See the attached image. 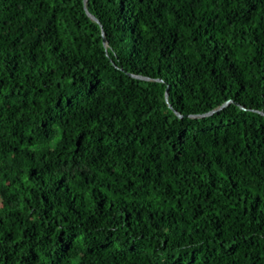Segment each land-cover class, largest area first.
Instances as JSON below:
<instances>
[{
  "label": "trees",
  "instance_id": "obj_1",
  "mask_svg": "<svg viewBox=\"0 0 264 264\" xmlns=\"http://www.w3.org/2000/svg\"><path fill=\"white\" fill-rule=\"evenodd\" d=\"M87 8L0 0V264H264V0Z\"/></svg>",
  "mask_w": 264,
  "mask_h": 264
},
{
  "label": "water",
  "instance_id": "obj_2",
  "mask_svg": "<svg viewBox=\"0 0 264 264\" xmlns=\"http://www.w3.org/2000/svg\"><path fill=\"white\" fill-rule=\"evenodd\" d=\"M83 3H84V8H85V11H86L87 15H88L93 21H95V22H97L98 24H100L99 20H98L94 15H92V14L88 11V8H87L88 0H83ZM102 35H103V43H104V46L107 47L108 42H107V40H106V38H105V35H104V32H103V31H102ZM133 77H135V78H139V79H143V80H150L149 78H144V77H138V76H133ZM159 81H160V80H159ZM165 96H166V101L168 102V90H166V94H165ZM230 103H231V101H228V102L224 103L222 106H220V107H218V108H216V109L210 111V112L207 113V114H204V115H198V116H195V117L210 116V115H212V114H214V113L220 111L221 109H223L224 107H226V106L229 105ZM177 114H178V113H177ZM260 114L263 115V112H260ZM178 116L181 117L182 115H181V114H178Z\"/></svg>",
  "mask_w": 264,
  "mask_h": 264
}]
</instances>
